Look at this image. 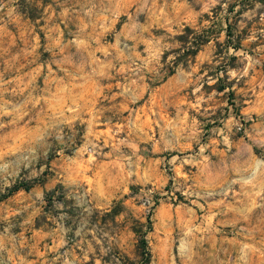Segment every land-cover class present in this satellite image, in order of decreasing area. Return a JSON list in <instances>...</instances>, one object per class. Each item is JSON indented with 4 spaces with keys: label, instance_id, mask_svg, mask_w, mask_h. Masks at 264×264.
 I'll return each instance as SVG.
<instances>
[{
    "label": "rangeland",
    "instance_id": "rangeland-1",
    "mask_svg": "<svg viewBox=\"0 0 264 264\" xmlns=\"http://www.w3.org/2000/svg\"><path fill=\"white\" fill-rule=\"evenodd\" d=\"M143 234L264 264V0H0V264H140Z\"/></svg>",
    "mask_w": 264,
    "mask_h": 264
},
{
    "label": "trees",
    "instance_id": "trees-1",
    "mask_svg": "<svg viewBox=\"0 0 264 264\" xmlns=\"http://www.w3.org/2000/svg\"><path fill=\"white\" fill-rule=\"evenodd\" d=\"M185 31L188 32L190 31V28L186 27L185 28ZM178 38L181 40V41H185L187 39V36H186V33L185 34H181L178 36ZM202 42L204 41L201 40ZM193 43V42H192ZM201 43V42H200ZM198 43V44H200ZM196 44L194 47L192 46L188 51L190 52L191 55H195L196 52L199 50V45ZM236 48V47H235ZM222 89V88H221ZM20 187H24V188H27L28 185H24V183H21V184H16L14 185L11 189H9V192H12L14 190H17L19 189ZM148 221V220H147ZM139 247H140V257H141V260H140V264H148L149 262V257H150V252L148 250V246H147V241H146V238H145V234H143V236L140 238L139 240ZM129 264H135L133 262H130Z\"/></svg>",
    "mask_w": 264,
    "mask_h": 264
}]
</instances>
